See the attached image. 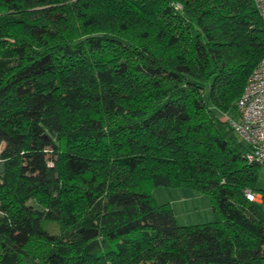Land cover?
<instances>
[{"label":"trees","instance_id":"1","mask_svg":"<svg viewBox=\"0 0 264 264\" xmlns=\"http://www.w3.org/2000/svg\"><path fill=\"white\" fill-rule=\"evenodd\" d=\"M262 58L252 0H0V264H264L226 118ZM159 185L220 219L178 224Z\"/></svg>","mask_w":264,"mask_h":264},{"label":"built area","instance_id":"2","mask_svg":"<svg viewBox=\"0 0 264 264\" xmlns=\"http://www.w3.org/2000/svg\"><path fill=\"white\" fill-rule=\"evenodd\" d=\"M260 18L264 21V0H252ZM235 116H226L236 135L248 147L247 157L264 164V58L249 74L236 100ZM248 200L260 201L257 193L245 190Z\"/></svg>","mask_w":264,"mask_h":264},{"label":"rangeland","instance_id":"3","mask_svg":"<svg viewBox=\"0 0 264 264\" xmlns=\"http://www.w3.org/2000/svg\"><path fill=\"white\" fill-rule=\"evenodd\" d=\"M206 96L207 91L204 93L205 98ZM1 147L2 144H0ZM256 185L258 188L264 189V164H261L258 169ZM150 191L155 203L168 202L171 204L178 224H193L220 219V214L212 209L211 200L205 193H198L184 186L173 187L162 185L153 186ZM257 197H260V194L257 193ZM47 224L51 229L56 228L53 222Z\"/></svg>","mask_w":264,"mask_h":264},{"label":"water","instance_id":"4","mask_svg":"<svg viewBox=\"0 0 264 264\" xmlns=\"http://www.w3.org/2000/svg\"><path fill=\"white\" fill-rule=\"evenodd\" d=\"M3 171V166L2 165H0V172H2Z\"/></svg>","mask_w":264,"mask_h":264}]
</instances>
